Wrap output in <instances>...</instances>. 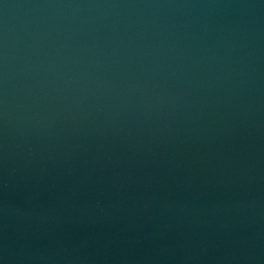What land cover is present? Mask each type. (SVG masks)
I'll list each match as a JSON object with an SVG mask.
<instances>
[{"label":"water","instance_id":"water-1","mask_svg":"<svg viewBox=\"0 0 264 264\" xmlns=\"http://www.w3.org/2000/svg\"><path fill=\"white\" fill-rule=\"evenodd\" d=\"M0 264H264V0H0Z\"/></svg>","mask_w":264,"mask_h":264}]
</instances>
